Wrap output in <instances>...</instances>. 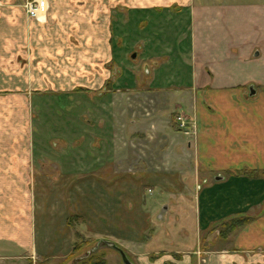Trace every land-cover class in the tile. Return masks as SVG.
<instances>
[{
  "label": "crops",
  "instance_id": "1",
  "mask_svg": "<svg viewBox=\"0 0 264 264\" xmlns=\"http://www.w3.org/2000/svg\"><path fill=\"white\" fill-rule=\"evenodd\" d=\"M45 1L33 18L26 0H0V264L66 262L73 215L135 264H170L176 255L180 264H264V4ZM143 15L171 33L188 27L189 45L176 55H186L192 77L175 105L186 106L179 114L194 124L192 136L167 119L171 99L122 93L123 75H136L123 69L128 47L115 39ZM147 39L134 52L158 69L174 50L161 30ZM134 76L125 87L141 86ZM74 92L104 98L98 130L65 131L66 144L51 148L96 155L47 158L35 144L34 107ZM145 118L154 119L146 129ZM240 216L251 220L227 240L216 237Z\"/></svg>",
  "mask_w": 264,
  "mask_h": 264
},
{
  "label": "rangeland",
  "instance_id": "2",
  "mask_svg": "<svg viewBox=\"0 0 264 264\" xmlns=\"http://www.w3.org/2000/svg\"><path fill=\"white\" fill-rule=\"evenodd\" d=\"M238 1L243 3H249L251 5L264 4V0H238ZM143 16H144L143 19H140L139 17V19L135 20L133 18L134 21H136V23L129 22L130 24L123 23L122 25H120L121 32L123 33V35L116 36L115 39L118 42H122L123 44L122 47L124 46V44H125L124 47L126 46L128 47L124 49L122 53L123 69L130 67L134 70L136 75L134 76L131 73H128L125 76L123 75L122 78L123 80H125V82H122V80L119 82L122 85L120 88L122 90H128L126 92H122V93H126L127 96L129 95L133 96L137 94L139 96L150 97V96L158 95V97L160 98L162 97L164 101L166 99H171V102H173V104L171 108L167 111L168 112L167 119H170L172 123H174L176 122V117L182 115L179 114V112L181 111L186 112L185 105L182 104V108H178L176 107L175 104L178 103L177 99L181 100V98L183 97L184 94L183 91L185 89L183 88V86L189 85L191 83V77H192V68L186 62V55L184 56L182 54H180L179 56L176 55L177 50H179L181 53V49H179L181 46L182 49H185L189 45L190 39H189V32L187 29L188 27L186 24L178 25L175 28L176 32L171 33L172 26L170 24L163 23V21H161L154 23L152 25L148 17L146 15ZM152 28L157 31L161 30L162 34L168 37L167 42L166 41L164 42L166 45V47L165 46L164 47L165 48L169 47L170 50H174V54L169 53L167 62L162 63V65L160 64L158 69L155 68L157 65L156 63H153V61L152 62L150 61V63L147 61V64L145 66L146 68L143 67L144 59H146L145 58L146 55L143 53L140 57H137L140 58L137 62H134L133 59L131 58V53H133L134 51L137 50L140 53L139 46H137L136 43H139L140 47H142L143 49H147L146 43L147 41H149L147 38L149 33L153 30ZM121 37L123 38L121 39ZM132 44L134 46L131 48ZM147 67L150 70V75L148 74V71L146 72ZM132 76L137 77L136 80L141 85L139 86V88L125 87L124 84H126L127 82L129 83L132 80ZM154 77H156V79L153 80ZM129 85H131V83H129ZM79 91L82 93V90ZM120 94L121 93H118V95ZM103 100L104 98L99 97L96 92H93L89 95L87 94L78 95L74 92L73 94L71 93V95H67V96L60 94L59 95L54 94L52 96L50 94L49 96L46 95L43 96V98H41V100L38 103H36L34 107V112L36 114L34 120L36 147L46 149L45 155H47V158H50V156H57L60 154L65 155V157H72V159L76 161L78 160L87 161L94 158L96 152L88 151V148H86V146H84L83 152L82 151L75 152L74 150L69 149L68 147L65 146L60 149L61 152H57L56 150H53L51 146H54L52 145L53 143L65 145L66 144L65 136L62 135L61 133H65V131L68 130H73L77 133L78 132L81 133L86 129H88L89 131H97L99 127L98 112L102 111ZM28 111H32L31 107L29 108ZM145 113L146 112H144L142 116H144ZM133 117H135V114L133 115ZM152 120L154 119L145 118L143 120V126L145 129L146 126L150 127ZM156 123L160 127V123H158L157 121ZM174 125L178 126L177 124ZM133 127L134 126L131 122H129L126 125V129L128 130H133L134 129ZM27 129L30 130V127L28 126ZM89 139L92 140L93 136L89 137ZM89 143H92V141H90ZM172 219L173 218H171V220ZM154 220L155 222H157L156 217ZM82 222L84 221H82L81 219H76L74 221L76 236L74 241L73 255L71 256V258L67 259L66 262L60 264H124L120 253L115 249H113L112 247L106 245V243L100 241L101 240L100 233L98 231H95V229L91 225H87ZM226 223L227 222L225 223L223 222L217 227L218 233L216 234V237L218 239L227 240L232 236V234H234L237 231L236 230L234 232L227 230L221 233V231L226 229L225 226ZM151 233L152 231L149 232V234ZM205 238L207 239L208 236L206 235ZM212 239H214V237H212ZM97 245H99V248H97ZM76 246L78 248L77 250L75 249ZM207 247L210 248L208 245ZM93 249H95L94 254H92L94 252ZM124 250L127 253L126 249ZM88 253L92 255L87 258L86 256ZM127 255L129 259L132 261L133 257L128 253ZM179 258L180 257L176 255L174 259L170 262V264H180ZM38 264H55V263H52L51 261L48 262L42 261L41 263Z\"/></svg>",
  "mask_w": 264,
  "mask_h": 264
},
{
  "label": "built area",
  "instance_id": "3",
  "mask_svg": "<svg viewBox=\"0 0 264 264\" xmlns=\"http://www.w3.org/2000/svg\"><path fill=\"white\" fill-rule=\"evenodd\" d=\"M45 0H27L25 8L30 17L38 18L42 11L46 8ZM177 123L180 129L186 134L192 136L195 134L194 124L187 119L184 115L177 116Z\"/></svg>",
  "mask_w": 264,
  "mask_h": 264
},
{
  "label": "trees",
  "instance_id": "4",
  "mask_svg": "<svg viewBox=\"0 0 264 264\" xmlns=\"http://www.w3.org/2000/svg\"><path fill=\"white\" fill-rule=\"evenodd\" d=\"M76 219H81V217L77 216V215H73L70 217L69 219V223L72 225L74 224V221ZM82 220V219H81ZM251 219L247 216H241V217H235L233 219H231L230 221H226L227 223L225 224L226 229H224L223 231H221V233L229 230V231H236L240 228H242L243 226H245ZM225 223V222H224ZM75 249L77 250V246L75 247ZM95 252H93L92 254H94ZM92 254H87V258L90 257Z\"/></svg>",
  "mask_w": 264,
  "mask_h": 264
},
{
  "label": "water",
  "instance_id": "5",
  "mask_svg": "<svg viewBox=\"0 0 264 264\" xmlns=\"http://www.w3.org/2000/svg\"><path fill=\"white\" fill-rule=\"evenodd\" d=\"M136 56H137V54L135 53L133 55V58H135ZM255 94H256V91H255L254 87H251V95H255ZM221 179H222V177H220V176L217 177V180H221ZM102 242L106 243V245H108V246L112 247L113 249H115L116 251H118L120 253L122 259H123L124 264H135L129 259L127 253L120 246H118L117 244H115L113 242H109V241H102ZM97 248H99V245H97ZM93 251L95 252V249H93ZM88 254H90V253H88Z\"/></svg>",
  "mask_w": 264,
  "mask_h": 264
},
{
  "label": "flooded vegetation",
  "instance_id": "6",
  "mask_svg": "<svg viewBox=\"0 0 264 264\" xmlns=\"http://www.w3.org/2000/svg\"><path fill=\"white\" fill-rule=\"evenodd\" d=\"M135 53H136V52L131 53V58L137 60L138 55H137L135 58H133V55H134ZM136 54H137V53H136Z\"/></svg>",
  "mask_w": 264,
  "mask_h": 264
}]
</instances>
